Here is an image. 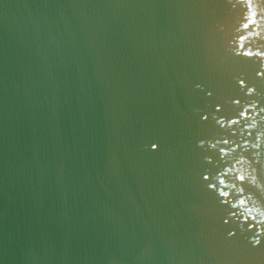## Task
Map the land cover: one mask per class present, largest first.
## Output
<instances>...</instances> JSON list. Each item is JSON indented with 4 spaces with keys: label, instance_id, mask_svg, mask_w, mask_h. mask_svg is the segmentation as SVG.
<instances>
[{
    "label": "snow or ice",
    "instance_id": "snow-or-ice-1",
    "mask_svg": "<svg viewBox=\"0 0 264 264\" xmlns=\"http://www.w3.org/2000/svg\"><path fill=\"white\" fill-rule=\"evenodd\" d=\"M156 147V145H153V148H155Z\"/></svg>",
    "mask_w": 264,
    "mask_h": 264
},
{
    "label": "clouds",
    "instance_id": "clouds-1",
    "mask_svg": "<svg viewBox=\"0 0 264 264\" xmlns=\"http://www.w3.org/2000/svg\"><path fill=\"white\" fill-rule=\"evenodd\" d=\"M153 149H155V148H153Z\"/></svg>",
    "mask_w": 264,
    "mask_h": 264
}]
</instances>
